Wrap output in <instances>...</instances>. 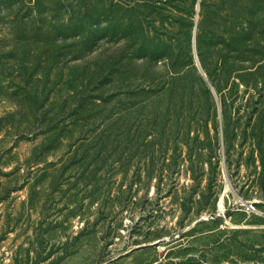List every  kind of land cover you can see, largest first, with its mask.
<instances>
[{
    "label": "rangeland",
    "instance_id": "rangeland-1",
    "mask_svg": "<svg viewBox=\"0 0 264 264\" xmlns=\"http://www.w3.org/2000/svg\"><path fill=\"white\" fill-rule=\"evenodd\" d=\"M214 1L0 0V264H264V56L219 80Z\"/></svg>",
    "mask_w": 264,
    "mask_h": 264
},
{
    "label": "trees",
    "instance_id": "trees-1",
    "mask_svg": "<svg viewBox=\"0 0 264 264\" xmlns=\"http://www.w3.org/2000/svg\"><path fill=\"white\" fill-rule=\"evenodd\" d=\"M214 6V15L212 16L211 14V17L210 15L208 16V14L205 15L203 22L199 26V31L201 32V37L205 35L206 37L209 36L212 38L214 42V58L217 62V76L219 80L227 82L236 71L244 69L246 71L248 69L247 65L261 61V58L264 56V47L262 46L261 37L262 32L257 29L258 26L255 25L252 18H249L253 13L245 12L244 21L237 24L240 17L231 2H226V0H215ZM241 11L247 10L242 8ZM52 28L53 30L56 29L55 33L60 31L66 36L74 35L80 37L84 42L83 47H91V36L90 33H86L87 30L83 23H74L73 19H71L70 24H58L52 26ZM38 30L39 31H36L37 34L41 33L47 35V37L52 34L50 28L46 30L38 28ZM21 37L22 36H20V38ZM149 38V35L146 37L143 35L140 40L135 39L134 42H131L130 44L132 45L130 46L132 49H136L137 53L135 56L138 55L136 56L137 59H142L148 64H151V62H155L157 48L155 43ZM120 60L121 59H115L108 63V75L114 74L117 70L116 66L124 63V60L121 62ZM239 67L241 68L237 69ZM245 71L243 73H245ZM207 73L206 75L211 85L214 88H218L212 81L211 76ZM139 76V79L146 81V75L140 74Z\"/></svg>",
    "mask_w": 264,
    "mask_h": 264
},
{
    "label": "water",
    "instance_id": "water-1",
    "mask_svg": "<svg viewBox=\"0 0 264 264\" xmlns=\"http://www.w3.org/2000/svg\"><path fill=\"white\" fill-rule=\"evenodd\" d=\"M194 48H195V54H196V35H195V37H194ZM196 58H197V65H198L200 71L203 73V75L206 77L207 81L209 82L208 77H207L205 71L203 70V68H202V66H201V64H200V61H199V59H198V57H197V54H196ZM209 83H210V82H209ZM210 85H211V83H210ZM211 87L213 88V90H215L214 87H213L212 85H211Z\"/></svg>",
    "mask_w": 264,
    "mask_h": 264
},
{
    "label": "built area",
    "instance_id": "built-area-1",
    "mask_svg": "<svg viewBox=\"0 0 264 264\" xmlns=\"http://www.w3.org/2000/svg\"><path fill=\"white\" fill-rule=\"evenodd\" d=\"M246 207L250 211L256 210V206L253 203L247 204Z\"/></svg>",
    "mask_w": 264,
    "mask_h": 264
}]
</instances>
